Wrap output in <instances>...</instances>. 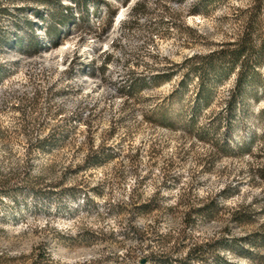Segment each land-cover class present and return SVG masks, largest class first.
<instances>
[{"label":"rangeland","instance_id":"1","mask_svg":"<svg viewBox=\"0 0 264 264\" xmlns=\"http://www.w3.org/2000/svg\"><path fill=\"white\" fill-rule=\"evenodd\" d=\"M251 2L202 13L201 0H0V180L19 183L0 197V264H32L42 251V264H136L183 229L180 257L194 242L264 230V100L230 118L226 80L197 119L209 142L186 133L196 80L174 95L186 57L227 40ZM213 142L252 148L225 154ZM156 195L160 211H134ZM212 199L220 215L186 226ZM240 210L249 223L235 220Z\"/></svg>","mask_w":264,"mask_h":264},{"label":"trees","instance_id":"2","mask_svg":"<svg viewBox=\"0 0 264 264\" xmlns=\"http://www.w3.org/2000/svg\"><path fill=\"white\" fill-rule=\"evenodd\" d=\"M219 1L224 0H201L197 11L207 13L209 6ZM136 13H139V11L136 10ZM263 14L264 0H252L249 6L238 9L234 13L233 16L238 26L227 40L217 43L207 52L186 57L182 63L183 77L174 95H183L188 86L195 80L197 84V106L193 107L192 117L186 125L188 126L186 130L188 135H197L203 141H215L210 137L209 132L197 130V119L203 108L210 107L217 88L232 77L235 79V88L227 107L230 118L236 116L240 110L246 109L249 101L261 102L264 100V73L262 72L264 66ZM62 22L64 21L62 20ZM0 70H3L1 64ZM172 76V73L168 75L169 78H172ZM133 90L135 89L132 87L128 94H133ZM261 113L264 115V109L261 110ZM164 118L167 125L176 126L177 123L174 120L167 116H164ZM52 143L48 139H44L39 142V145L45 148ZM213 144H215L218 152L223 151L225 154L230 151L243 154L251 151L252 148V145L240 146L236 150L234 147H226L220 145V143L213 142ZM100 157L97 154H90L86 160L91 163H98ZM257 172L264 178V169H259ZM167 174L166 178L169 177V174ZM9 182L8 179L0 180V197L11 195L13 191L19 189V183L9 184ZM73 188L77 189L76 187ZM158 200V195H156L148 201H141L135 206L134 211L144 216L155 214L160 211ZM222 210V204L217 199H212L210 202L187 212L185 224L186 226L192 224L196 215L204 218H217ZM245 214V211H237L235 220L240 224L249 223L251 221L250 217ZM132 229L143 242L145 240L144 232L134 226H132ZM187 240L189 238L185 229L179 233L176 239L171 236L159 238L158 242L162 244V249L151 251L145 258L137 261L136 264H143V260H145V264H207L208 260L211 259L217 261L218 264H233L228 258V253L231 251L246 258V264H264V230L250 233L244 237L222 234L207 241L194 242L186 254L181 257L174 254L173 251L178 249L180 242L184 243ZM170 243H173L172 248L165 249L164 247ZM246 243L250 244L248 247L253 248H247ZM47 259H49V254L42 251L39 255L34 256L32 264H42Z\"/></svg>","mask_w":264,"mask_h":264},{"label":"bare ground","instance_id":"3","mask_svg":"<svg viewBox=\"0 0 264 264\" xmlns=\"http://www.w3.org/2000/svg\"><path fill=\"white\" fill-rule=\"evenodd\" d=\"M59 51H61V52H62V51H63V49L61 48Z\"/></svg>","mask_w":264,"mask_h":264},{"label":"water","instance_id":"4","mask_svg":"<svg viewBox=\"0 0 264 264\" xmlns=\"http://www.w3.org/2000/svg\"><path fill=\"white\" fill-rule=\"evenodd\" d=\"M142 263L145 264V260Z\"/></svg>","mask_w":264,"mask_h":264}]
</instances>
